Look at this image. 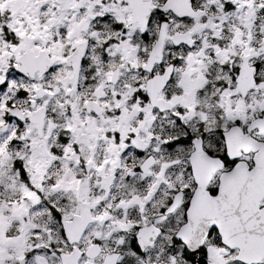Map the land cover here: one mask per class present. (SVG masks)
I'll use <instances>...</instances> for the list:
<instances>
[{"label":"snow or ice","instance_id":"1","mask_svg":"<svg viewBox=\"0 0 264 264\" xmlns=\"http://www.w3.org/2000/svg\"><path fill=\"white\" fill-rule=\"evenodd\" d=\"M0 264H264V0H0Z\"/></svg>","mask_w":264,"mask_h":264}]
</instances>
